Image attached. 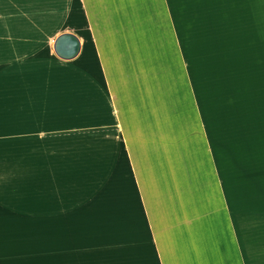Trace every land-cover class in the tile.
Instances as JSON below:
<instances>
[{
    "label": "crops",
    "instance_id": "crops-1",
    "mask_svg": "<svg viewBox=\"0 0 264 264\" xmlns=\"http://www.w3.org/2000/svg\"><path fill=\"white\" fill-rule=\"evenodd\" d=\"M186 1L0 0V264H264V160L220 135Z\"/></svg>",
    "mask_w": 264,
    "mask_h": 264
},
{
    "label": "rangeland",
    "instance_id": "rangeland-1",
    "mask_svg": "<svg viewBox=\"0 0 264 264\" xmlns=\"http://www.w3.org/2000/svg\"><path fill=\"white\" fill-rule=\"evenodd\" d=\"M179 26L220 135L233 134L236 157L264 160V0H187Z\"/></svg>",
    "mask_w": 264,
    "mask_h": 264
},
{
    "label": "water",
    "instance_id": "water-1",
    "mask_svg": "<svg viewBox=\"0 0 264 264\" xmlns=\"http://www.w3.org/2000/svg\"><path fill=\"white\" fill-rule=\"evenodd\" d=\"M53 48L56 55L60 58H73L80 49L79 39L72 33H62L55 39Z\"/></svg>",
    "mask_w": 264,
    "mask_h": 264
}]
</instances>
